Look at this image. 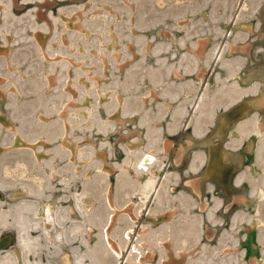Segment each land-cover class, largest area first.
I'll return each instance as SVG.
<instances>
[{"label":"rangeland","instance_id":"1","mask_svg":"<svg viewBox=\"0 0 264 264\" xmlns=\"http://www.w3.org/2000/svg\"><path fill=\"white\" fill-rule=\"evenodd\" d=\"M0 264H264V0H0Z\"/></svg>","mask_w":264,"mask_h":264},{"label":"bare ground","instance_id":"2","mask_svg":"<svg viewBox=\"0 0 264 264\" xmlns=\"http://www.w3.org/2000/svg\"><path fill=\"white\" fill-rule=\"evenodd\" d=\"M154 159V155L150 152H146L143 153L142 156L140 157L139 161H138V166L141 170H146L148 169V166L150 165V163L152 162V160ZM146 188L147 190L144 191V195L147 196L148 192L152 189L156 188L155 185V176H149L146 178V182H145ZM142 193V192H141ZM45 220H46V227L50 230L51 235L54 239H61V229L54 223L53 221V216L51 212H48L45 215Z\"/></svg>","mask_w":264,"mask_h":264}]
</instances>
